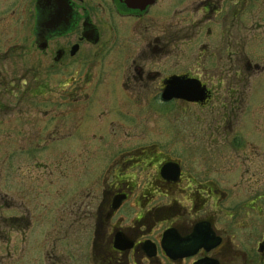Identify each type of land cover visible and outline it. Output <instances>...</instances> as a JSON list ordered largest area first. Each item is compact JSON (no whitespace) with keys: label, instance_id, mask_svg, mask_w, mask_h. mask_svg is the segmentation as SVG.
Instances as JSON below:
<instances>
[{"label":"flooded vegetation","instance_id":"flooded-vegetation-1","mask_svg":"<svg viewBox=\"0 0 264 264\" xmlns=\"http://www.w3.org/2000/svg\"><path fill=\"white\" fill-rule=\"evenodd\" d=\"M263 55L264 0H0V128L60 145L0 264H264Z\"/></svg>","mask_w":264,"mask_h":264},{"label":"rangeland","instance_id":"rangeland-1","mask_svg":"<svg viewBox=\"0 0 264 264\" xmlns=\"http://www.w3.org/2000/svg\"><path fill=\"white\" fill-rule=\"evenodd\" d=\"M264 69V55L262 57V70ZM254 76V77H253ZM251 80V89L253 91H259L262 89V149L259 147L258 151L262 152V156H264V70L262 71V77L258 76V73L253 75ZM258 77V78H257ZM258 94V92H253ZM256 96H252L251 105L256 103ZM13 121V125L15 123V127L4 126L0 128V217L9 218V217H18L24 211V207L21 205V196H22V185L20 184V167L22 168H31L34 167L35 159L34 156L28 154L27 152L22 151L20 148H25L29 153L34 152L33 150L37 147V150L41 152L40 148H49L48 151L55 152L57 148L59 149L60 145L58 144H50L45 145L42 143L30 142L32 140V135H34V128L32 129V125L27 123L23 124L21 120L15 119ZM162 120L160 123H155V134L161 127L163 126ZM30 135L29 140L27 141V147L21 145L19 142V138L22 135ZM161 134V133H160ZM245 136L252 137L251 141L254 142L255 145H258L259 141V133L258 129L250 127L246 129ZM24 143V142H22ZM33 143V144H32ZM26 144V143H25ZM65 144H62L63 146ZM49 146V147H48ZM42 159L43 163H46L48 167L51 166L55 161L50 160L49 158ZM62 164V167H66V160H59ZM2 195H7L8 200L6 198H2ZM31 202L35 204L36 200L33 194H30ZM41 200V198H39ZM32 204V205H33ZM31 215L37 214V207L34 210H31ZM4 230L2 226L0 227V231Z\"/></svg>","mask_w":264,"mask_h":264}]
</instances>
